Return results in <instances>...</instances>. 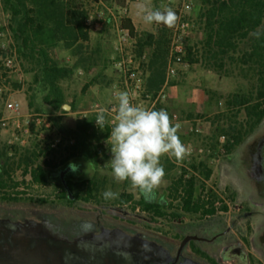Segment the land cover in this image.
Returning <instances> with one entry per match:
<instances>
[{
    "label": "trees",
    "instance_id": "16d2710c",
    "mask_svg": "<svg viewBox=\"0 0 264 264\" xmlns=\"http://www.w3.org/2000/svg\"><path fill=\"white\" fill-rule=\"evenodd\" d=\"M124 2L114 0L116 8L125 7ZM93 4H98V0H0V6L7 15L6 28L12 40L9 50L15 54L22 71L32 75V84L41 87L44 92L41 101L52 112L62 113L64 105L73 110L74 101L67 102L62 83L79 70L90 78L91 68L98 67V62L103 60L98 46H89L90 31L86 20ZM173 11L177 15V11ZM118 17L120 28L127 30L134 39L135 28L131 20L125 15ZM263 19L264 0H198L194 22L201 38L185 47L182 63L200 65L206 70L214 69L221 73L228 61L237 67L238 76L244 81V89L238 94L220 97L224 111L209 120L213 131L205 137L206 159L182 167L177 176L169 179L166 199L170 206L176 204L180 212L201 211L202 215L214 212L216 196L206 187L211 175L207 160L212 159L215 151L219 150L220 138H224L221 144L223 152L229 153L264 118ZM110 22L111 17L108 16L106 25ZM153 24L156 35L152 41L149 75L145 83L152 98L165 82L170 34L174 29ZM256 31L260 33L259 38L251 35ZM241 45L243 49H239ZM133 46L136 60L140 59L145 47L138 42ZM55 51L64 52L67 61L55 57ZM100 75L101 71L94 73V79ZM85 89H82V94ZM161 109L167 111L163 104L153 108L157 111ZM93 120L92 115L77 120L73 136L75 144L61 149V153L41 148L38 144L24 150L6 146L0 149V203L17 202L16 198L3 191L18 186L10 176L13 169L22 168L23 176L28 174L32 184L41 186L56 182L58 172L78 159L87 162L89 176L83 179L81 185L67 181V189L74 200H94L97 190L92 181L93 171L103 164V159L96 150L101 135L92 130ZM223 120L226 122L221 127L219 122ZM78 153H83L87 158H79ZM164 163L167 172L174 167L173 159L167 158ZM60 199L69 201V196L62 194ZM118 202H132V209L142 204L138 193L136 199L132 194H121ZM39 204L45 205L46 201L41 200ZM207 205L212 207L210 211L205 210Z\"/></svg>",
    "mask_w": 264,
    "mask_h": 264
},
{
    "label": "flooded vegetation",
    "instance_id": "af4514ba",
    "mask_svg": "<svg viewBox=\"0 0 264 264\" xmlns=\"http://www.w3.org/2000/svg\"><path fill=\"white\" fill-rule=\"evenodd\" d=\"M263 138L264 131L245 148L240 160L244 200L237 202L235 194L218 198L209 189L216 196L213 213L180 212L176 204L169 205L166 191L156 192L154 200L145 199L137 191L142 204L135 209L131 208L132 202H84L74 200L72 195L69 201L60 199L62 194L68 195L62 180L81 185L89 176L87 162L78 159L70 164L76 166V171L70 166L65 167L53 183L62 188L51 203L52 208L61 212L60 218L50 222L53 216L39 214L28 219L59 226L67 240H84L83 253L94 252V257L90 258L91 255L73 263L68 258H60L59 264H115L108 245L100 247L101 253L96 245L94 248L87 246L92 245L89 242L92 237L109 234L137 244L134 253L140 258L131 264H264V146L260 178L253 169V155ZM160 197H164V202H160ZM6 208H1L0 218L12 214ZM211 208L205 206L206 211ZM73 213L80 215L73 218ZM16 218L25 219L18 215ZM19 246L14 240L0 241V264H53L57 260L56 256L46 252L45 246L36 243ZM119 263L128 264L124 260Z\"/></svg>",
    "mask_w": 264,
    "mask_h": 264
},
{
    "label": "rangeland",
    "instance_id": "374dc122",
    "mask_svg": "<svg viewBox=\"0 0 264 264\" xmlns=\"http://www.w3.org/2000/svg\"><path fill=\"white\" fill-rule=\"evenodd\" d=\"M162 0H138L139 3H145L148 8L154 10V4L159 3ZM174 3H168L162 6V8H172L178 9L183 0H174ZM192 4V10L188 15L190 20V29L188 36L184 40V45L190 46L195 44L201 35L195 25V16L197 14L198 0H189ZM134 0H129V4L134 3ZM139 5L141 4H131L129 7V16L133 20L134 24L137 26L138 16L135 14L136 11H140ZM141 12V11H140ZM114 0H101V4H93L90 10L89 16L91 17V24L98 23L102 29V35L105 38V47L112 53L114 57V62H118L120 59V54L114 45L115 42V31H114V21L113 17L118 16ZM108 16L111 17V22L106 25ZM121 16V15H120ZM142 17V13L139 16ZM150 27H153V24ZM7 15L3 12L0 6V118L2 117L4 104L8 100H15L20 103L22 111L32 112L49 116L51 121V137L56 138L58 136L69 138L74 136V127L76 123V116H65L63 113L52 112L46 105L41 101L44 92L41 87L32 84V75L25 74L19 63L15 59V54L13 51L9 50L10 45H12L11 36L7 31ZM262 27L264 28V19L262 22ZM92 37L97 36L100 29L95 30L93 27H88ZM97 34V35H96ZM95 39V38H94ZM243 45L239 49H243ZM128 53L133 55L134 46L129 48ZM54 56L59 60L67 58L61 51H55ZM12 58L13 67L7 68L5 66V60ZM134 61L140 64L134 56ZM191 71V72H190ZM189 73V74H188ZM166 77V73H165ZM83 76L79 75L78 72L69 80L62 83V87L68 97V101L78 97V92L83 83ZM169 82L182 83L189 81V87L195 92L194 95H189L185 97L182 103L184 107L188 105H195V112H192L200 121H209L213 115L222 113L224 111L223 100H220L221 96L229 95L222 87H228L231 85L233 94H238L244 89V81L238 76L237 67L230 64L228 61L225 62L224 70L219 73L214 69L206 70L200 65H185L181 64L177 67V74L175 77L170 78ZM199 82V83H197ZM205 94L204 105L201 101V95ZM230 94V95H231ZM64 105V109H68ZM147 109V108H146ZM198 110V112H196ZM183 111H188L183 110ZM169 114V113H168ZM171 121L178 123L180 125L178 135L181 142L185 145L187 152L183 160L177 163L174 158V167L167 172L165 170V177L161 186L156 190L157 193L165 192L169 185V179L177 176L181 171L182 167H188V164H197L200 161L206 159L205 149L207 148L205 137L210 136L213 131L212 126L209 127V133L203 134V132H190V123L186 121L184 115L181 112L178 114H169ZM201 121V122H202ZM226 121L219 122L221 127H224ZM198 130L202 131L201 125L197 127ZM208 131V130H207ZM264 131V118L253 128L249 133H247L242 141L236 145L229 153L220 152L216 150L212 159L207 160V165L211 169V175L206 182V187L212 189L218 198L229 197L233 194L237 196V202L244 200L243 186L241 184V173H240V160L243 152L247 146L252 145L253 141ZM10 132L3 130L0 126V149L3 147H14L16 150L31 149L35 144H38L35 138L32 136L26 140L24 145L18 146L16 144H9ZM39 145V144H38ZM220 145V144H219ZM40 146V145H39ZM43 148L42 146H40ZM61 147H58L54 151L61 153ZM79 158H87L83 153L77 154ZM59 156V155H58ZM59 158H61L59 156ZM169 158L167 155L161 157L160 164L166 169L165 160ZM170 159V158H169ZM23 169H13L10 176L12 181L17 183L18 186L15 188H8L3 190L4 192L11 195V197L16 198L17 202L7 203L1 202L0 207L7 210H17L19 212L18 216H23L25 218H31L32 213L50 215L55 219H59L61 212L51 207V203L56 200L59 194V187L55 184L47 185H34L30 181L29 175H22ZM92 181L95 184L97 193L94 201L107 203H115L118 201L121 194H132L133 197L137 198V191H130V182H117L113 175L112 170H110L106 165L101 164L97 169L93 171ZM200 178V176H198ZM241 188V189H240ZM111 190L117 193V197L114 199H105L103 193L105 191ZM45 200V205H40L39 201ZM0 208V211H1ZM2 215V213H0ZM80 214L73 213L72 217L76 218Z\"/></svg>",
    "mask_w": 264,
    "mask_h": 264
},
{
    "label": "clouds",
    "instance_id": "9594fccd",
    "mask_svg": "<svg viewBox=\"0 0 264 264\" xmlns=\"http://www.w3.org/2000/svg\"><path fill=\"white\" fill-rule=\"evenodd\" d=\"M143 20L148 24L175 26L178 17L171 8L152 10L146 5H139ZM259 38V31L251 33ZM118 106L112 109L115 116L106 120L101 110L95 123L103 129L111 123V132L106 143L110 145L112 159L108 165L117 182H130V191H139L145 199L154 200L156 190L161 186L166 175L160 164L161 157L167 155L177 163L183 160L187 149L181 142L178 131L180 125L173 124L167 111L150 110L131 102L128 91L116 93ZM76 171L75 165H70ZM117 193L105 191V199H114ZM164 202V197H160Z\"/></svg>",
    "mask_w": 264,
    "mask_h": 264
},
{
    "label": "built area",
    "instance_id": "2783aa9c",
    "mask_svg": "<svg viewBox=\"0 0 264 264\" xmlns=\"http://www.w3.org/2000/svg\"><path fill=\"white\" fill-rule=\"evenodd\" d=\"M137 2L138 0H134ZM101 4V0H98ZM129 0H125L123 8H116L118 16H124L127 12V6ZM192 10V4L189 0H183L181 6L176 9L178 20L170 34L169 51L166 64V80L173 78L177 74V67L182 64V59L185 55L184 40L188 36L190 29V20L188 15ZM113 17L114 31H115V46L120 54V59L116 62L117 70L122 78L121 83L125 91H128L132 97L131 102L134 105L141 106L144 101L148 102L147 109L153 110L157 104H163L166 99L164 88H161L156 95L141 97L142 88L140 79L136 74V67L134 56L128 53V49L133 47L134 39L130 37L127 30L120 28L119 17ZM88 27H93L95 30L100 29L98 23L91 24V17L88 16L86 20ZM5 66L12 68L13 59L9 58L5 60ZM118 103H109L107 105H101L94 103L91 108V113L94 117L92 122V130L101 135L100 142L96 144L97 152L101 153L100 158L103 159V165H106L110 170L111 167L108 162L112 159V153L110 151V145L106 143L111 132V123L105 125L103 129L97 126L95 123L96 117L101 110H104L106 120L111 121L115 116V112L112 109L116 108ZM2 117L0 118V126L5 131L10 132L9 144H16L18 146L24 145L26 140L30 137H34L36 142L43 148L55 150L58 147L66 148L75 144L73 137L64 138L58 136L56 138L51 137V123L49 116L23 112L19 102L15 100H8L4 104ZM86 117V116H85ZM104 134V136H102ZM224 143V138L219 139V151L223 152L221 144Z\"/></svg>",
    "mask_w": 264,
    "mask_h": 264
},
{
    "label": "crops",
    "instance_id": "0c3cea01",
    "mask_svg": "<svg viewBox=\"0 0 264 264\" xmlns=\"http://www.w3.org/2000/svg\"><path fill=\"white\" fill-rule=\"evenodd\" d=\"M169 2L174 3L175 1L174 0H162L159 3L154 4V10H157V9L164 10L165 8H162V6H164L165 4H168ZM135 3L146 5L145 3H140V2L139 3L134 2L131 4H135ZM130 5L127 6V12L125 14V17L131 20L135 28L134 44L138 42V43H141L145 47L142 57L140 59H137V61H139L140 64H137V62H135L136 74L141 82V88H142L141 97L142 99H144L145 95L151 96V93L147 92L145 88V83L149 75L148 61H149L150 54H151L152 47H153L152 41L156 35V27L154 24H153V27H150L151 25H149L148 23H145L143 20V13L140 11L135 12V14L139 18L137 26H136L133 20L129 16ZM172 10H176V9H172ZM197 11H198V8H197ZM141 13H142V17L140 18L139 16L141 15ZM97 34H96L97 36L95 37H92V35L90 34L89 46L90 47H95V45L98 46L99 50L102 52L103 60L102 62H98V67L91 68L90 78H87L82 73V71L80 70L78 71V74L83 76L82 78L83 83L78 92V97H76L75 99L70 98L69 101L67 97L68 103H72L74 101L73 110H71L70 106H68V109H64V106L62 107L63 115L76 116V122L78 119L84 118L85 116L90 115L91 108L94 103H99L101 105H107L109 103H118L116 99V93L125 91L121 83L122 78L119 74V71L117 70L116 63L113 61L114 57L112 53H110L105 47L106 41L102 35L101 28H100L99 33ZM114 45H115V42H114ZM98 71H101V75L99 78L94 79V73H97ZM189 85H190L189 81L182 82L180 84L179 83L169 84V81H167L165 77V82L163 86L161 87V88H164V91L166 94V99H165V102L163 103V107L166 108L169 114H175V113L178 114L179 112H181L182 115H184L185 117L184 119L186 120L184 122L190 123L191 125L190 132H194V133L203 132V134H207L209 133V127L211 125L210 121L201 120L202 121L201 122L195 115H193L192 112H195V108H196L194 107L195 105H191L189 107L187 105L186 107H184L182 104L185 100L184 99L185 97L189 96L190 94L191 95L195 94V92L191 90ZM84 87L86 89H85V92L82 94V89ZM222 89L227 94L233 93L231 85L228 87L224 86L222 87ZM200 99L203 102L201 103L203 104L202 105L203 108H205L206 106V104L204 105V101L206 99L205 94L201 95ZM141 107L147 108L148 102L144 101L141 104ZM188 108H189V112L183 111V110H187ZM196 112H198V110ZM174 124H177V123H174ZM200 125L202 127V131L198 130L197 128ZM74 130H75V127H74Z\"/></svg>",
    "mask_w": 264,
    "mask_h": 264
},
{
    "label": "water",
    "instance_id": "95a60500",
    "mask_svg": "<svg viewBox=\"0 0 264 264\" xmlns=\"http://www.w3.org/2000/svg\"><path fill=\"white\" fill-rule=\"evenodd\" d=\"M68 107V106H66ZM264 146V138L261 139L255 149L253 155V169L258 178L262 174V147ZM62 186L67 190L68 196L71 198V194L67 189L65 181L62 180ZM8 217L0 218V241L2 240H14L19 243V247H28L30 244L36 243L46 247V252L50 255L57 257V260L53 264H59L60 258H68L70 261L75 262L80 259L94 257V252L87 250L83 253L84 240L81 238H68L61 233L59 226L43 225L33 220L25 218L24 220L16 218L19 212L13 210ZM15 215V216H12ZM32 216H37V213H32ZM54 218H50V222H54ZM188 238L184 239L183 243ZM92 245L89 246L99 248L98 252L101 253L100 247L102 245L109 246V254L113 258L115 264H120V260L126 261L131 264L134 260H139V255L134 253L135 246L137 244L122 238H117L113 234L102 235L97 238L92 237L89 241ZM81 248V249H80ZM89 252V254L87 253ZM97 253V252H96Z\"/></svg>",
    "mask_w": 264,
    "mask_h": 264
}]
</instances>
